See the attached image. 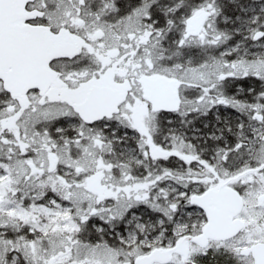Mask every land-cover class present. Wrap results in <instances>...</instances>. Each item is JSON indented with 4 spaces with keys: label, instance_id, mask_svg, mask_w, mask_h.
Masks as SVG:
<instances>
[{
    "label": "snow or ice",
    "instance_id": "1",
    "mask_svg": "<svg viewBox=\"0 0 264 264\" xmlns=\"http://www.w3.org/2000/svg\"><path fill=\"white\" fill-rule=\"evenodd\" d=\"M0 264H264V0H0Z\"/></svg>",
    "mask_w": 264,
    "mask_h": 264
}]
</instances>
